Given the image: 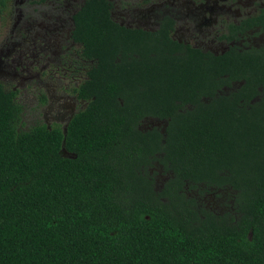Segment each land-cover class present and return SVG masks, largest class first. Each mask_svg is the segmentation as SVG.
Masks as SVG:
<instances>
[{
  "label": "trees",
  "instance_id": "1",
  "mask_svg": "<svg viewBox=\"0 0 264 264\" xmlns=\"http://www.w3.org/2000/svg\"><path fill=\"white\" fill-rule=\"evenodd\" d=\"M109 7L74 17L95 62L66 132L23 120L0 82V264H264V51L174 54ZM146 116L164 131L139 128ZM212 192L230 210L211 211Z\"/></svg>",
  "mask_w": 264,
  "mask_h": 264
},
{
  "label": "flooded vegetation",
  "instance_id": "2",
  "mask_svg": "<svg viewBox=\"0 0 264 264\" xmlns=\"http://www.w3.org/2000/svg\"><path fill=\"white\" fill-rule=\"evenodd\" d=\"M107 1L114 22L130 29L166 34L175 42L174 54H185L191 48L215 56L237 51L248 58L264 51V0ZM84 2L6 0L4 5L0 4V82L6 88L3 78L11 76L20 80L21 87L29 84L39 95L42 90L43 102L35 101L39 112L45 106L52 109L48 105L53 98L50 90L73 91L70 98L64 95L54 98L57 105L52 110L57 113L52 124L44 119L48 127L56 125L63 132L71 118L88 104L78 97L75 88L88 78L95 62L84 57L83 45L74 37V17ZM231 83L234 86L235 82ZM232 86H223V89L228 92L233 90ZM10 89L16 92L17 98L19 88L14 85ZM257 89L261 91L260 86ZM166 124L164 119L146 116L140 120L139 128L155 127L164 131ZM61 152L65 154V149ZM148 174L154 180L155 189H161L171 175L158 163L148 167ZM215 193H207L211 199L206 201L207 207L219 214L230 210L231 206H226Z\"/></svg>",
  "mask_w": 264,
  "mask_h": 264
},
{
  "label": "rangeland",
  "instance_id": "3",
  "mask_svg": "<svg viewBox=\"0 0 264 264\" xmlns=\"http://www.w3.org/2000/svg\"><path fill=\"white\" fill-rule=\"evenodd\" d=\"M3 79L6 82V89H10L14 85L19 88V90H17L18 91L17 92V99L19 101H21L23 104V107H24L23 120H25V121L27 119L30 122H32L35 119H42L44 121V119H46L48 121V123L50 122L52 124V122L54 121V118H56L55 114L57 113V111L52 110L57 105V103L54 101V98H59L61 95L69 96V98H70L71 96L74 95L73 91L62 92L58 88H56L55 91L50 90L49 95H52L53 98L48 105L50 107H52V109H49L47 106H45L42 108V112L41 111L39 112L40 109L35 108V106H36L35 101H38L39 103L41 101L43 102V96L45 95V93L42 90H40L41 92L39 95L38 90H34L31 87V85L29 86V84L25 85L24 87H21L20 85H18L20 80L17 78L12 79L11 76H6ZM239 83L240 82H236L234 84V86L231 87V89H234V87H239L240 86ZM63 103H65V101H63ZM65 104L66 105L70 104V102L66 101ZM43 110H46L44 112V116H43ZM40 117H42V118H40ZM45 123H47V122H45ZM143 125L145 126V123ZM208 200L211 201L210 198H208ZM216 201H218V199Z\"/></svg>",
  "mask_w": 264,
  "mask_h": 264
}]
</instances>
